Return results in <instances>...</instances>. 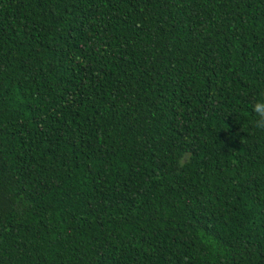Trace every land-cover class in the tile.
I'll use <instances>...</instances> for the list:
<instances>
[{
  "label": "trees",
  "instance_id": "trees-1",
  "mask_svg": "<svg viewBox=\"0 0 264 264\" xmlns=\"http://www.w3.org/2000/svg\"><path fill=\"white\" fill-rule=\"evenodd\" d=\"M264 0H0V264H264Z\"/></svg>",
  "mask_w": 264,
  "mask_h": 264
},
{
  "label": "clouds",
  "instance_id": "clouds-1",
  "mask_svg": "<svg viewBox=\"0 0 264 264\" xmlns=\"http://www.w3.org/2000/svg\"><path fill=\"white\" fill-rule=\"evenodd\" d=\"M255 119L253 121V126L257 130L264 131V98L258 99L252 108Z\"/></svg>",
  "mask_w": 264,
  "mask_h": 264
}]
</instances>
